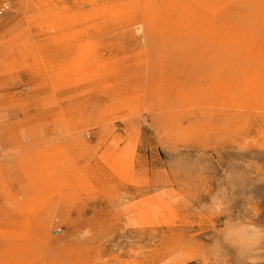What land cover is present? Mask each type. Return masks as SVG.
Listing matches in <instances>:
<instances>
[{
    "label": "rangeland",
    "instance_id": "374dc122",
    "mask_svg": "<svg viewBox=\"0 0 264 264\" xmlns=\"http://www.w3.org/2000/svg\"><path fill=\"white\" fill-rule=\"evenodd\" d=\"M113 2L0 0V264H260L264 64L163 58Z\"/></svg>",
    "mask_w": 264,
    "mask_h": 264
},
{
    "label": "bare ground",
    "instance_id": "6f19581e",
    "mask_svg": "<svg viewBox=\"0 0 264 264\" xmlns=\"http://www.w3.org/2000/svg\"><path fill=\"white\" fill-rule=\"evenodd\" d=\"M132 1L134 14L127 17L123 9L117 10L121 26L113 27L105 14L123 2L107 0L102 7L106 19L94 28L109 30L126 25L130 28L124 33L127 39L162 44L163 58L185 55L217 63L264 64V0H142L140 6ZM136 18V24L125 23ZM169 52L173 56L167 55ZM164 198L162 192L160 199ZM259 242L263 245L264 239Z\"/></svg>",
    "mask_w": 264,
    "mask_h": 264
}]
</instances>
